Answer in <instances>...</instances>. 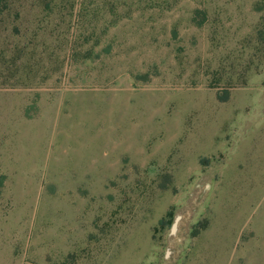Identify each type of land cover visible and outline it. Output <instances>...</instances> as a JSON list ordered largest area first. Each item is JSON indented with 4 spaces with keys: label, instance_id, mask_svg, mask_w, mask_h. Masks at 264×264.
I'll use <instances>...</instances> for the list:
<instances>
[{
    "label": "rangeland",
    "instance_id": "374dc122",
    "mask_svg": "<svg viewBox=\"0 0 264 264\" xmlns=\"http://www.w3.org/2000/svg\"><path fill=\"white\" fill-rule=\"evenodd\" d=\"M260 30L264 0H18L0 264H264Z\"/></svg>",
    "mask_w": 264,
    "mask_h": 264
},
{
    "label": "trees",
    "instance_id": "16d2710c",
    "mask_svg": "<svg viewBox=\"0 0 264 264\" xmlns=\"http://www.w3.org/2000/svg\"><path fill=\"white\" fill-rule=\"evenodd\" d=\"M18 0H0V18L4 16L5 14H8L12 8L14 7V4H16ZM259 37L263 38L264 31H259ZM229 98V93L226 92L225 96L221 98V100L226 101ZM168 216H171L170 213H168ZM161 225H164V220L161 221Z\"/></svg>",
    "mask_w": 264,
    "mask_h": 264
}]
</instances>
